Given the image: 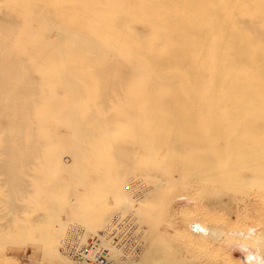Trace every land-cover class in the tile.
<instances>
[{
    "label": "bare ground",
    "instance_id": "bare-ground-1",
    "mask_svg": "<svg viewBox=\"0 0 264 264\" xmlns=\"http://www.w3.org/2000/svg\"><path fill=\"white\" fill-rule=\"evenodd\" d=\"M180 180L229 212L264 196V0H0V240L178 264L150 224Z\"/></svg>",
    "mask_w": 264,
    "mask_h": 264
},
{
    "label": "rangeland",
    "instance_id": "rangeland-1",
    "mask_svg": "<svg viewBox=\"0 0 264 264\" xmlns=\"http://www.w3.org/2000/svg\"><path fill=\"white\" fill-rule=\"evenodd\" d=\"M132 149L134 152L137 150L134 146ZM62 158L67 161L68 153H63ZM171 175L173 180L180 179L176 172ZM157 176L164 179L161 174ZM135 181H141L145 188H150V184L139 175L134 176L128 184ZM195 186L190 181L180 180V185L173 188L169 194L171 207L177 210L167 218L170 225L168 222L159 221L150 224L159 242L165 245L166 253L161 256L169 258L170 262L183 258L184 261L178 264H257L264 260V196L254 195L256 188H253L246 209L238 210L235 208V201H231L233 203L229 212L227 208L207 200L204 192H194L191 187ZM203 196L205 197L202 198ZM236 196L242 197L240 194ZM190 215L192 217L187 219ZM4 220L2 222H5ZM194 223H197L199 229H196ZM188 224H191L190 229ZM207 224L221 229V236L210 237L203 232L202 229H206ZM143 228L145 251L148 245L147 236L152 231L144 224ZM170 228L175 230L174 234ZM239 231L250 233V236L240 237L237 235ZM257 236L263 242L260 246ZM89 238L91 237L86 240ZM0 241V264H59L56 258H46L39 245L18 246L9 240Z\"/></svg>",
    "mask_w": 264,
    "mask_h": 264
},
{
    "label": "built area",
    "instance_id": "built-area-1",
    "mask_svg": "<svg viewBox=\"0 0 264 264\" xmlns=\"http://www.w3.org/2000/svg\"><path fill=\"white\" fill-rule=\"evenodd\" d=\"M124 226H125V228H127V227H129L128 229H129V233L131 232V231H133V223L131 222V221H128V222H126L125 224H124ZM124 234H127V233H124ZM129 235V238H128V236H127V240H128V242H127V244H129V245H131V242L129 241V240H131V239H133V237L134 236H132V234H128ZM117 240V239H116ZM116 240H114V241H116Z\"/></svg>",
    "mask_w": 264,
    "mask_h": 264
}]
</instances>
